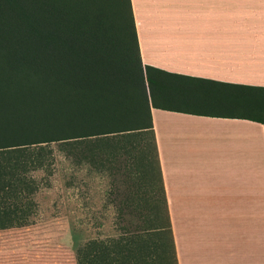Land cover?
I'll use <instances>...</instances> for the list:
<instances>
[{"label":"crops","instance_id":"1","mask_svg":"<svg viewBox=\"0 0 264 264\" xmlns=\"http://www.w3.org/2000/svg\"><path fill=\"white\" fill-rule=\"evenodd\" d=\"M130 1L144 65L264 87V20L252 19L264 6ZM151 116L153 126L136 132L26 145L9 157L0 150V264H70V229L182 227L161 214L211 223L216 214L236 223L219 227L261 244L264 93L255 97L257 120L155 107ZM143 239L141 264H161V235Z\"/></svg>","mask_w":264,"mask_h":264},{"label":"trees","instance_id":"2","mask_svg":"<svg viewBox=\"0 0 264 264\" xmlns=\"http://www.w3.org/2000/svg\"><path fill=\"white\" fill-rule=\"evenodd\" d=\"M263 93L144 65L130 0H0L7 157L19 152L11 148L151 128L152 107L257 120Z\"/></svg>","mask_w":264,"mask_h":264},{"label":"rangeland","instance_id":"3","mask_svg":"<svg viewBox=\"0 0 264 264\" xmlns=\"http://www.w3.org/2000/svg\"><path fill=\"white\" fill-rule=\"evenodd\" d=\"M188 89L184 90L185 94L190 93ZM21 149L11 148L7 152ZM85 182L80 179L79 192H86ZM174 216L179 217L176 220L181 228L70 229V264H141L143 238L158 235H161V264H264V236L261 244H255L254 238L242 234L236 227H219L236 223L216 218V214L212 223L204 214H161V221L172 224ZM83 217L71 213L75 220Z\"/></svg>","mask_w":264,"mask_h":264},{"label":"clouds","instance_id":"4","mask_svg":"<svg viewBox=\"0 0 264 264\" xmlns=\"http://www.w3.org/2000/svg\"><path fill=\"white\" fill-rule=\"evenodd\" d=\"M249 3L253 4V5H260V6H264V0H249ZM252 19L254 21H262L264 20V10L258 12L255 16L252 17ZM159 43L161 45H167L168 42L166 40H160Z\"/></svg>","mask_w":264,"mask_h":264}]
</instances>
